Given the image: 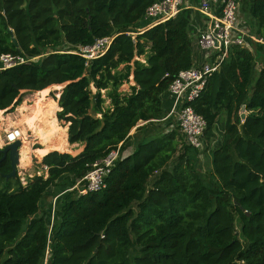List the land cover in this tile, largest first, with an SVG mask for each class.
<instances>
[{"label":"trees","instance_id":"16d2710c","mask_svg":"<svg viewBox=\"0 0 264 264\" xmlns=\"http://www.w3.org/2000/svg\"><path fill=\"white\" fill-rule=\"evenodd\" d=\"M156 1L0 0V55L40 58L0 71V111L65 84L55 117L68 144L83 146L75 156L46 154L47 178L25 187L2 177L11 167L0 153V264H264V0H241L262 43L234 48L190 103L206 121L203 152L180 143L176 130H151L165 117L161 97L172 79L193 66L191 9L131 35ZM106 37L98 58L72 53ZM219 119L223 137L212 149ZM133 129L140 140L124 154ZM119 145L106 187L66 195L50 225L40 211L49 190L61 179L73 187ZM207 151L205 178L198 156Z\"/></svg>","mask_w":264,"mask_h":264},{"label":"built area","instance_id":"2783aa9c","mask_svg":"<svg viewBox=\"0 0 264 264\" xmlns=\"http://www.w3.org/2000/svg\"><path fill=\"white\" fill-rule=\"evenodd\" d=\"M184 9L195 10L204 19L203 29L196 34H190L191 40L195 41L201 53L202 60L187 70L179 71L172 79L167 89L172 101L171 108L161 121H168L169 125L174 122L166 132L176 130L185 145L201 152L204 149L206 121L193 110L190 103L199 98L208 79L219 72L221 65L234 48L251 51L253 42H262L251 34L250 27L241 14V0H193V2L190 0H157L146 9L140 21L145 20L151 28L174 18ZM135 31L136 33H131L132 36L143 32L142 30ZM111 41L110 37L97 39L90 46L75 47L72 53L80 55L86 61H91L102 56L109 49ZM37 58L39 57L25 58L20 55L2 54L0 55V71L16 65L35 62ZM23 136V132L18 127L5 129L3 137H0V150L16 141L22 142ZM120 146L90 164L87 173L73 187L54 197L53 206L60 196L68 192L76 191L78 195H86L102 191L106 187L105 179L120 158ZM40 168L33 175L24 178L27 169L23 167L20 170L18 166L16 177L19 184L25 187L28 180L33 177L46 179L48 168L44 165H40ZM48 256L47 249L46 257Z\"/></svg>","mask_w":264,"mask_h":264},{"label":"rangeland","instance_id":"374dc122","mask_svg":"<svg viewBox=\"0 0 264 264\" xmlns=\"http://www.w3.org/2000/svg\"><path fill=\"white\" fill-rule=\"evenodd\" d=\"M254 43V42H253ZM67 49V46H66ZM253 49L252 45H251V50ZM38 60L40 58H37ZM259 67V66H258ZM129 87V85H124L123 87H121V91H125L127 90ZM61 89V87H60ZM59 90H56L54 88H50L49 90L45 91L44 94L41 95V92L37 93H25L22 97V101L21 104L17 107H14L8 111H4L1 116L3 119L0 120V137H3V131L5 129H9L10 127H18L21 131L24 129V125L21 124V119L23 118L24 120L29 119V117L34 116V110L37 106L40 105H47L48 102H51L50 105H53V102L50 100L52 99L53 101H55L57 103V98L59 96ZM23 93V92H21ZM50 100V101H47ZM54 107V106H53ZM22 111V109H24L22 112L19 113V111ZM58 111V109L55 111ZM248 113L245 111V109H241L240 111V116L241 119L243 120L244 117L247 115ZM24 116V117H23ZM57 120V119H56ZM174 123V122H173ZM173 123L171 125H173ZM57 124L60 128H64L66 129V134H67V125H65L62 122H58ZM142 124V123H141ZM162 126H160L159 124L155 123L154 126H151V130H153L154 134H159L162 131H164L165 129H168L171 125L166 124L165 122L161 124ZM51 125H44L42 127H40V130L43 129L44 132H46L47 130L50 129ZM42 134H37L34 133L32 134L29 131L25 132V136H23V140L25 139V147L24 150H22V155H21V149H20V170H22V168L24 167L26 170L25 172V176L29 177V175H33L34 173L37 172V170L41 169L40 168V162L38 161L36 154L31 152V151H35V149L40 148L42 149V143H43V137L40 136ZM139 136L136 137V139H133V141L131 142L132 144H135L139 141ZM67 141V139H66ZM68 143V142H67ZM180 143H182L180 141ZM22 145H23V141H22ZM132 145L131 144H127V148L131 149ZM205 148V146H204ZM82 149V146H70L68 148V152L71 154L72 156H75L76 154L80 153ZM126 150V149H125ZM123 151V153H126V151ZM201 151V150H200ZM204 149L201 151L203 152ZM131 151L129 150V153ZM206 153H200L199 157H198V170L201 172V174L207 178L209 176V171H210V165L209 162L207 163L206 159L202 156H205ZM202 155V156H201ZM39 157V156H38ZM154 180V178L150 179L149 184H151V182ZM65 182V180L61 179L59 180V184L56 187H53L49 190V192L46 194V196L42 199L41 203H40V211L41 212H46L47 213V219H48V223L51 225L53 223V220L55 219L54 214L56 212V204L58 203L59 200L63 199L66 195H68L69 193L72 192H68L62 196H60V198L57 199V201L55 202V206H53V199L55 196L59 195L60 193H63L65 190H68L63 183ZM75 193L73 192L72 195H74ZM51 227V226H50Z\"/></svg>","mask_w":264,"mask_h":264},{"label":"bare ground","instance_id":"6f19581e","mask_svg":"<svg viewBox=\"0 0 264 264\" xmlns=\"http://www.w3.org/2000/svg\"><path fill=\"white\" fill-rule=\"evenodd\" d=\"M54 89L59 90L60 87H54ZM45 91H42L41 95L44 94ZM49 103L51 104V102ZM23 110L24 109H22V111ZM54 110H55L54 103L53 105H49V106L40 105L35 108L34 116L29 117V119L27 120H24L23 118L21 119V124L24 125V129L22 130L24 136L26 131H29L32 134L34 133L42 134L40 135L42 137L44 136L42 149L33 151V153H35L39 157H44L46 154L52 151H57L60 153L68 152L69 146L66 141V129L60 128L58 126L57 121L53 115ZM22 111L20 109L19 113ZM1 114L2 111H0V116ZM1 119L3 118L1 117ZM44 125H51L50 129L47 130L46 132H44L43 129L40 130V127ZM24 147H25V139L23 140V145L21 147V155H22V150H24Z\"/></svg>","mask_w":264,"mask_h":264},{"label":"crops","instance_id":"0c3cea01","mask_svg":"<svg viewBox=\"0 0 264 264\" xmlns=\"http://www.w3.org/2000/svg\"><path fill=\"white\" fill-rule=\"evenodd\" d=\"M190 1H192L193 2V0H190ZM204 25H205V23H204V19H203V17H201L198 13H197V11H195V10H193V12H192V16H191V21H190V25H189V32H190V34H196L199 30H202L203 29V27H204ZM147 28H149L148 27V24H147V22L144 20H142V21H140V22H138L137 24H136V26H135V30H137V31H144V30H146ZM191 53H192V58H193V64L195 65V64H199L200 62H201V53L198 51V49H197V47H196V44H195V41L193 40L192 41V50H191ZM137 60H139L138 58H136ZM131 80V79H130ZM131 85H134L133 84V82H132V80H131V82H130V84H129V86H131ZM128 89H129V87H128ZM128 89L127 90H125V91H123V92H127L128 91ZM38 93V92H37ZM59 97V96H58ZM54 104H55V110H54V113H53V115H54V118L56 119V117H55V111L58 109L59 110V108H58V106H57V103L55 102V101H53L52 99H50ZM50 100H47V101H50ZM161 102H162V107H163V113H164V116L166 117V115L169 113V110H170V108H171V104H172V101H171V99H170V96H169V94L168 93H166V94H164V95H162V97H161ZM47 105L49 106L50 105V103L48 102L47 103ZM242 109V108H241ZM241 109H240V111H241ZM4 111H2V113H3ZM57 121V120H56ZM166 123V124H168V121L166 122V121H161V122H158L157 124H159L160 126H162L161 124L162 123ZM143 124V123H142ZM141 123L139 124V125H142ZM224 130V123H223V121L221 120V119H219L217 122H216V124H215V128H214V133H215V139L211 142V144H210V146L212 147V149H214V148H216L217 146H219L220 145V143H221V141H222V137H223V131ZM167 131V129H165L164 130V132H166ZM135 134H136V132H135V129H133L131 132H130V142H129V144H131L132 146V148L131 149H129V148H126V153H124V154H129V150L132 152L133 151V149L135 148V146H136V144L137 143H135V144H132L131 142L133 141V139H136V137H135ZM137 134H140V132L139 133H137ZM142 134V133H141ZM139 138H140V135H139ZM66 139H67V134H66ZM140 140V139H139ZM181 141V140H180ZM22 143V142H21ZM68 146L70 147L71 145H69L68 144ZM72 146H79V145H77V144H75V145H72ZM21 149V148H20ZM20 149H19V153H20ZM35 150H40V148H37V149H35ZM83 150V146H82V149H81V151ZM34 151V150H33ZM32 151V152H33ZM53 152V151H52ZM79 154V153H78ZM204 154V153H203ZM77 155V154H76ZM202 156V155H201ZM36 157H37V159H38V161L40 162V164H41V160H42V158L43 157H38L37 155H36ZM199 157V156H198ZM205 158L206 159V161H207V163L209 162V165H210V159H211V152L210 151H207L206 152V154H205V156L203 155L202 156V158ZM19 159H20V157H19ZM19 162H20V160H19ZM20 164V163H19ZM19 166V165H18Z\"/></svg>","mask_w":264,"mask_h":264},{"label":"water","instance_id":"95a60500","mask_svg":"<svg viewBox=\"0 0 264 264\" xmlns=\"http://www.w3.org/2000/svg\"><path fill=\"white\" fill-rule=\"evenodd\" d=\"M10 35H12V32L9 30L8 31ZM12 43L17 47V42L16 40L12 37L11 38ZM65 86L62 85L61 89ZM60 89V90H61ZM244 109V106L242 107ZM22 147V143L20 141H16L15 143L8 144L5 147H3L2 150H0V153L2 154L1 160H4L6 158L9 159L10 161V167L11 171L9 174L2 175L5 179H15L16 178V173H17V167L19 165V149Z\"/></svg>","mask_w":264,"mask_h":264}]
</instances>
